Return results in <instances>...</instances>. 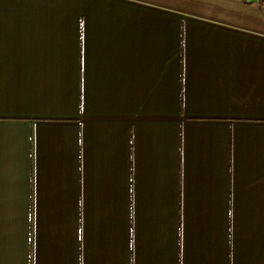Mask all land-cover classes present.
Here are the masks:
<instances>
[{
  "label": "crops",
  "instance_id": "1",
  "mask_svg": "<svg viewBox=\"0 0 264 264\" xmlns=\"http://www.w3.org/2000/svg\"><path fill=\"white\" fill-rule=\"evenodd\" d=\"M0 264H264L263 0H0Z\"/></svg>",
  "mask_w": 264,
  "mask_h": 264
},
{
  "label": "water",
  "instance_id": "2",
  "mask_svg": "<svg viewBox=\"0 0 264 264\" xmlns=\"http://www.w3.org/2000/svg\"><path fill=\"white\" fill-rule=\"evenodd\" d=\"M259 2H260V0H249L250 4H256V3H259Z\"/></svg>",
  "mask_w": 264,
  "mask_h": 264
},
{
  "label": "trees",
  "instance_id": "3",
  "mask_svg": "<svg viewBox=\"0 0 264 264\" xmlns=\"http://www.w3.org/2000/svg\"><path fill=\"white\" fill-rule=\"evenodd\" d=\"M263 2H264V0H263Z\"/></svg>",
  "mask_w": 264,
  "mask_h": 264
}]
</instances>
